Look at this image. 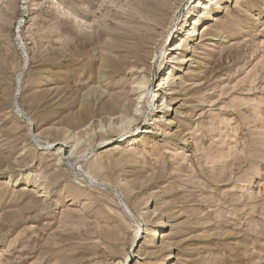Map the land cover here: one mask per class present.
Returning a JSON list of instances; mask_svg holds the SVG:
<instances>
[{
	"label": "rangeland",
	"instance_id": "rangeland-1",
	"mask_svg": "<svg viewBox=\"0 0 264 264\" xmlns=\"http://www.w3.org/2000/svg\"><path fill=\"white\" fill-rule=\"evenodd\" d=\"M194 1L114 77L138 0H0V264H264V0H220L175 64Z\"/></svg>",
	"mask_w": 264,
	"mask_h": 264
},
{
	"label": "bare ground",
	"instance_id": "bare-ground-1",
	"mask_svg": "<svg viewBox=\"0 0 264 264\" xmlns=\"http://www.w3.org/2000/svg\"><path fill=\"white\" fill-rule=\"evenodd\" d=\"M190 1L192 0H138V6L141 11V15L143 14V17L146 20V22H143L138 27H133V26L126 27L123 29V32H118V33L116 32L112 34L115 40L116 39L117 40L115 41V45L113 46L109 45V47L117 49L119 54L117 56H114L113 58H108L104 60V64L107 70L109 71V73L114 77L123 74L139 75L141 73L139 69L142 65L147 63L150 57L149 54L151 50L160 48L162 42L159 39L166 32L165 30L170 25L173 17L176 16V12L178 11V9L182 5H184L183 3H190ZM252 1H256L257 3V0H252ZM197 2L198 4H196ZM22 5H23L22 0H16V1L13 0L12 2V8H18ZM220 9H221L220 0H195L194 2H192V5L189 7L188 12L186 13L187 15L185 17L186 19L184 21V26L185 23H187V20L191 17H192V22L190 23L188 29L185 30L184 34L186 35L182 36L173 45L172 51L174 55H172L173 57L172 59L173 61H171L172 63L177 64L184 60L183 53L186 50L187 40L189 41L193 39V37H195V33L199 26L203 27L204 31H208L209 28L207 27L208 25L207 23L218 20L214 16V12H218L220 11ZM69 13L68 14L70 15V17H68V20H76L77 13L75 14L74 11H70ZM183 29L184 27L182 26L180 31ZM100 33L102 32H99V34ZM177 80H178V74L174 68H170L166 72L164 71V76L159 81L157 90L153 95L155 97H164L163 104L161 105V107L166 111H169V106L168 105L165 106V103L168 102L166 98L169 94L171 95L172 93L165 94V91L166 89L172 87L177 82ZM140 86H138L137 88H139ZM122 87L123 85H121L120 88ZM123 90L124 91L118 94L116 93V95H113V97L110 98L109 101L110 104L108 103L109 105H106L107 108L109 106V110L115 113V115L117 113H121V108H123L122 114L127 115L129 112V108L133 106L131 102L128 103L125 102L128 98V93H130L131 91L126 93L125 89ZM133 122L134 120L129 121L130 124ZM143 134L146 135L152 134V131L150 130V128H145L143 130ZM137 141L138 139L133 138L130 139L128 143L130 146H133L134 144L137 143ZM109 144H110V140H107L103 142L102 147H106ZM150 235H151V239L153 240L157 235L156 230L151 231Z\"/></svg>",
	"mask_w": 264,
	"mask_h": 264
}]
</instances>
